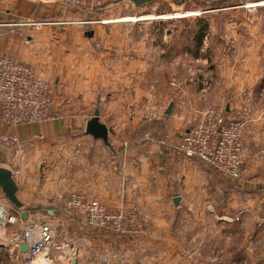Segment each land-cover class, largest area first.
Returning a JSON list of instances; mask_svg holds the SVG:
<instances>
[{
	"label": "crops",
	"instance_id": "obj_1",
	"mask_svg": "<svg viewBox=\"0 0 264 264\" xmlns=\"http://www.w3.org/2000/svg\"><path fill=\"white\" fill-rule=\"evenodd\" d=\"M258 3L263 5L254 6ZM251 5L264 7V0ZM83 14L66 0H0V56L8 54L26 62L29 38L33 39L32 45L40 44L47 31L49 36H57L64 30L60 25L79 22ZM224 35L232 36L230 32ZM259 35L264 36V31ZM124 49L71 47L67 54L71 81L67 82L72 87L66 96L60 95L68 104L54 109L65 117L14 129L0 123V136L14 133L19 140L14 148L0 144V167L11 171L16 197L28 212L23 226L45 221L55 229L57 241L65 238L78 249L77 254L51 253L52 264H101L104 250L119 252L123 259L115 263L123 264L129 257L149 252L153 244H159V231L169 230L170 218L176 214L193 215L195 221L190 225L179 222L184 229L198 228L206 218L213 217L216 229L227 238L247 222L254 232L264 236V155H259L264 154V148L258 142L251 145L248 140L249 133L258 135L261 123L249 119L244 131L246 153L240 181L213 172L200 162L184 159L171 146L146 141L145 134H152L151 128L165 121L170 124L162 135L178 139L209 102L219 105L225 101V115L231 118L235 99L224 100L228 86L225 78L210 88H201V81L196 80L191 82L195 88L185 84L179 91V97L190 103L183 104L181 110L171 106L169 115L164 114L168 106L164 107L162 115L146 116L142 124L137 109L141 63L138 57L124 56ZM125 85L132 86L129 94L123 92ZM125 103L131 106L130 113H122ZM106 108L119 111L104 112ZM96 109L100 123L108 129L106 143L84 133L86 121ZM178 118L186 122L185 126L176 122ZM178 128L183 129L177 131ZM69 192L95 197L112 208L141 211L147 233L126 241L87 230L82 220L72 217L57 202L58 197ZM175 197L177 205L173 202ZM0 203H9L1 189ZM59 226L61 233L56 229ZM19 228L20 224H16L0 237V262L11 258L18 261L8 239ZM197 242L202 246V241L195 238Z\"/></svg>",
	"mask_w": 264,
	"mask_h": 264
},
{
	"label": "rangeland",
	"instance_id": "obj_2",
	"mask_svg": "<svg viewBox=\"0 0 264 264\" xmlns=\"http://www.w3.org/2000/svg\"><path fill=\"white\" fill-rule=\"evenodd\" d=\"M258 1L155 0L135 7L128 0H102L101 6L85 12L81 21L60 25L64 30H60L57 36H49L47 31L37 45H32L33 39L29 38L28 59L24 63L31 65L48 83L55 109L68 104L60 95L66 96L72 87L67 82L71 81L68 76L72 70L67 68V54L71 47H125L123 55L138 57L141 63L138 89L142 96L139 95L136 106L139 116H142V124H145L146 116L162 115L164 107L181 110L183 104L190 103L179 97L182 94L179 91L185 84L193 89L191 82L199 80L201 88H210L225 78L228 86L224 100L234 98L236 107L232 110L245 109L248 112L243 119L244 131L249 119L261 123L258 135L255 137L249 133L248 140L251 145L258 142L259 147L264 148V36L259 35L264 31V7H254L263 3L251 5ZM227 31L232 36L224 35ZM88 32H92L91 37L86 36ZM199 34H204V37L197 44L195 38ZM123 88V92L129 94L132 86ZM209 103L205 109L215 104ZM223 103L225 101H220L218 106L225 108ZM130 107L125 103L122 113H130ZM112 111L119 109L104 110ZM59 115H55V120L64 116ZM175 120L183 126L186 124L182 118ZM169 124L170 121L155 124L150 132L153 136H160ZM259 155L264 154L259 152ZM7 204L12 208L11 214L20 220L19 210L10 202ZM142 219L147 225L144 214ZM170 220L169 230H160L161 235H157L162 236L157 239L159 244H153L149 252L129 257L123 264H264V236L254 232L248 222L227 238L218 232L213 217L206 218L198 228L188 229L179 222L186 221L190 225L195 221L192 214L186 217L176 214ZM12 227L6 226L5 231ZM56 229L59 233L63 230L60 226ZM146 233L145 226L135 237ZM195 238L202 241V246L195 243ZM210 243L213 244L209 246ZM104 251V254L112 252L108 264H117L118 259H123L117 251ZM0 264H19V261L11 258Z\"/></svg>",
	"mask_w": 264,
	"mask_h": 264
},
{
	"label": "built area",
	"instance_id": "obj_3",
	"mask_svg": "<svg viewBox=\"0 0 264 264\" xmlns=\"http://www.w3.org/2000/svg\"><path fill=\"white\" fill-rule=\"evenodd\" d=\"M66 3L89 13L97 10L102 0H66ZM247 114L245 109L233 110L232 117L227 118L225 109L213 104L202 111L199 119L180 133L178 139L153 135H145L144 139L159 146H171L184 159L200 162L213 172L240 181L245 153L243 119ZM55 115L52 89L48 83L31 65L8 54L0 56V123L14 129L53 121L57 118ZM0 144L14 148L18 147L19 140L14 133H8L0 136ZM57 202L72 217L82 220L87 230L101 231L115 239H131L141 234L146 226L141 211L112 208L84 194L69 192L58 197ZM11 210L9 204L0 203V237H3L6 226L20 224L8 239L11 251L18 254L19 264H36L41 258L52 264L49 256L53 252L77 254L78 249L73 248L69 240L57 241L55 229L47 222L36 221L23 226ZM23 244L27 245L25 253L20 251ZM111 258L112 252H106L102 261L108 264Z\"/></svg>",
	"mask_w": 264,
	"mask_h": 264
},
{
	"label": "water",
	"instance_id": "obj_4",
	"mask_svg": "<svg viewBox=\"0 0 264 264\" xmlns=\"http://www.w3.org/2000/svg\"><path fill=\"white\" fill-rule=\"evenodd\" d=\"M135 7L142 6L146 3L153 2L155 0H128ZM86 36L91 37L92 32H88ZM171 111V106H169L164 114L169 115ZM84 133L95 140H101L106 143L108 140V129L105 124L100 123L99 113L97 110L94 111L92 117L86 121ZM0 189L4 197L17 209L19 210V217L22 222L28 220V212L22 208V204L16 197L17 187L14 183L12 173L9 169L0 167ZM173 202L177 205L178 198H174ZM22 253L27 252V245L23 244L20 247ZM74 261V260H73ZM139 264V263H138Z\"/></svg>",
	"mask_w": 264,
	"mask_h": 264
},
{
	"label": "trees",
	"instance_id": "obj_5",
	"mask_svg": "<svg viewBox=\"0 0 264 264\" xmlns=\"http://www.w3.org/2000/svg\"><path fill=\"white\" fill-rule=\"evenodd\" d=\"M203 37H204V34H199L196 36L195 41L197 42V44H199L201 42Z\"/></svg>",
	"mask_w": 264,
	"mask_h": 264
},
{
	"label": "bare ground",
	"instance_id": "obj_6",
	"mask_svg": "<svg viewBox=\"0 0 264 264\" xmlns=\"http://www.w3.org/2000/svg\"><path fill=\"white\" fill-rule=\"evenodd\" d=\"M40 124V123H38ZM49 261L48 260H44L43 258L39 259L36 261V264H47Z\"/></svg>",
	"mask_w": 264,
	"mask_h": 264
}]
</instances>
